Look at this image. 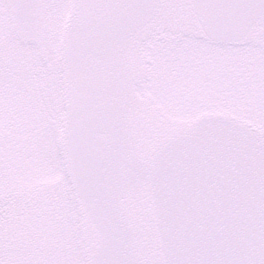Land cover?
I'll return each mask as SVG.
<instances>
[{"label":"snow or ice","instance_id":"obj_1","mask_svg":"<svg viewBox=\"0 0 264 264\" xmlns=\"http://www.w3.org/2000/svg\"><path fill=\"white\" fill-rule=\"evenodd\" d=\"M0 264H264V0H0Z\"/></svg>","mask_w":264,"mask_h":264}]
</instances>
